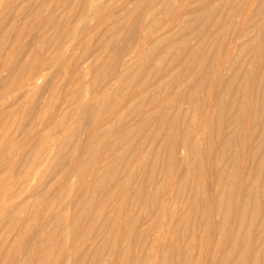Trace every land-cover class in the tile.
Listing matches in <instances>:
<instances>
[{"label": "rangeland", "instance_id": "1", "mask_svg": "<svg viewBox=\"0 0 264 264\" xmlns=\"http://www.w3.org/2000/svg\"><path fill=\"white\" fill-rule=\"evenodd\" d=\"M263 219L264 0H0V264H264Z\"/></svg>", "mask_w": 264, "mask_h": 264}, {"label": "bare ground", "instance_id": "2", "mask_svg": "<svg viewBox=\"0 0 264 264\" xmlns=\"http://www.w3.org/2000/svg\"><path fill=\"white\" fill-rule=\"evenodd\" d=\"M262 38H263V37H262ZM262 52H263V51H262ZM259 55H260V54H259ZM217 73H219V72H217ZM261 74H262V73H261ZM261 77H262V76H261ZM256 80H257V79H256ZM258 80H259V75H258ZM231 82H232V81H231ZM256 82H259V81H256ZM227 87H228V86H227ZM237 88H238V87H237ZM223 89H224V88H223ZM225 89H226V88H225ZM243 89H244V88H243ZM257 89H258V88H257ZM226 92H227V91H226ZM227 96H228V95H227ZM232 100H233V99H232ZM245 100H246V99H245ZM249 100H250V99H249ZM252 100H253V99H252ZM233 103H234V101H233ZM239 104H240V103H239ZM230 105H231V103H230ZM232 105H233V104H232ZM246 105H247V104H246ZM249 105H250V104H249ZM240 106H241V105H240ZM242 106H243V105H242ZM243 107H244V106H243ZM250 107H251V106H250ZM250 107H249V109H250ZM231 108H232V107H231ZM243 109H244V108H243ZM228 111H229V110H228ZM251 114H252V113H251ZM253 116H254V114H253ZM248 121H249V120H248ZM199 123H200V122H199ZM199 125H200V124H199ZM245 130H246V128H245ZM234 142H235V141H234ZM227 143H228V142H227ZM222 145H224V144H222ZM257 161H258V160H257ZM260 163H261V162H260ZM258 165H259V164H258ZM261 166H262V165H261ZM222 170H223V169H222ZM223 172H224V171H223ZM258 172H259V171H258ZM259 174H260V173H259ZM225 181H226V180H225ZM225 183H226V182H225ZM229 185H230V183H229ZM229 185H228V186H229ZM261 186H262V185H261ZM230 190H231V189H230ZM226 191H228V190H226ZM234 194H235V193H234ZM233 196H234V195H233ZM218 198H219V197H218ZM239 198H240V197H239ZM221 199H222V198H221ZM240 199H241V198H240ZM236 200H237V199H236ZM245 200H246V199H245ZM239 201H240V200H239ZM246 201H247V200H246ZM246 201H245V204H246ZM225 202H226V201H225ZM254 202H255V201H254ZM237 203H238V202H237ZM240 203H241V202H240ZM245 204H244V205H245ZM253 204H254V203H253ZM255 204H256V203H255ZM255 204H254V205H255ZM242 206H243V205H242ZM247 206H248V205H247ZM252 206H253V205H252ZM255 206H256V205H255ZM240 208H241V207H240ZM257 208H258V205H257L256 209H257ZM243 209H244V207H243ZM256 209H254V210H256ZM236 210H237V209H236ZM255 212H256V211H255ZM257 212H258V211H257ZM257 212H256V214H257ZM241 214H242V213H241ZM241 214H240V216H241ZM252 215H254V214H253V211H252ZM250 216H251V214H250ZM252 217H254V216H252ZM241 218H242V216H241ZM254 218H255V217H254ZM240 220H241V219H240ZM257 220H258V219H257ZM261 220H262V219H261ZM263 220H264V219H263ZM250 221H251V220H250ZM258 224H259V223H258ZM222 225H223V224H222ZM238 225H239V224H238ZM260 226H261V225H260ZM260 226H258V227H260ZM249 229H250V228H249ZM236 230H237V229H236ZM222 232H223V231H222ZM236 232H237V231H236ZM263 232H264V231H263ZM234 234H235V233H234ZM246 234H247V233H246ZM244 235H245V234H244ZM244 235H243V236H244ZM227 236H228V235H227ZM234 236H235V235H234ZM245 236H246V235H245ZM248 239H249V238H248ZM245 240H246V239H245ZM245 240H244V241H245ZM261 240H262V239H261ZM246 241H247V240H246ZM246 241H245V242H246ZM256 241L258 242V240H256ZM262 241H263V240H262ZM247 243H249V240H248V242H246V244H247ZM246 244H245V245H246ZM241 247H242V245H241ZM246 247H247V246H245V249H246ZM243 249H244V248H243ZM226 252H227V251H226ZM263 252H264V251H263ZM225 254H226V253H225ZM229 254H230V253H229ZM253 254H254V252H253ZM262 254H263V253H262ZM227 255H228V254H227ZM256 255H257V253H256ZM258 255H259V253H258ZM261 257H262V256H261ZM231 262H232V261H231ZM240 264H241V262H240ZM250 264H251V263H250ZM252 264H253V263H252Z\"/></svg>", "mask_w": 264, "mask_h": 264}]
</instances>
